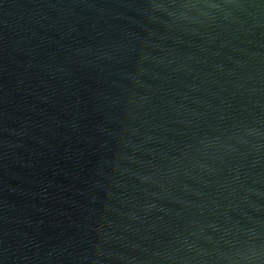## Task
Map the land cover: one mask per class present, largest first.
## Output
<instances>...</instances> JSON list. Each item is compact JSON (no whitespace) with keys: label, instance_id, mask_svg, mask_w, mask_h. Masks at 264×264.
<instances>
[{"label":"water","instance_id":"1","mask_svg":"<svg viewBox=\"0 0 264 264\" xmlns=\"http://www.w3.org/2000/svg\"><path fill=\"white\" fill-rule=\"evenodd\" d=\"M0 264H264V0H0Z\"/></svg>","mask_w":264,"mask_h":264}]
</instances>
